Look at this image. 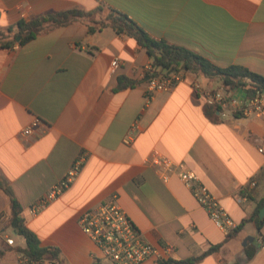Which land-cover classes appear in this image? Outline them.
<instances>
[{"label": "crops", "instance_id": "1", "mask_svg": "<svg viewBox=\"0 0 264 264\" xmlns=\"http://www.w3.org/2000/svg\"><path fill=\"white\" fill-rule=\"evenodd\" d=\"M99 7L104 10L97 20L117 11L156 40L220 68L241 66L264 77V0H0L2 41L13 38L7 30L21 19ZM151 69L166 72L153 67L135 39L110 27L89 33L86 22L55 27L23 45L0 46V213H11L7 187L27 228L41 247L57 250L60 264H111L81 230L79 218L114 196L147 243L161 252L172 248L170 260L202 256L194 264H264V218L260 231L247 223L229 237L231 231L212 222L177 176L164 182L166 171L149 162L158 153L184 164L239 226L264 200V156L254 142L264 135V121L209 119L195 85L221 89L218 77L184 71L171 91L149 94ZM119 77L133 85L119 89ZM35 119L40 124L23 135ZM128 136L132 141L125 144ZM77 162L81 168L72 184L31 214V205ZM247 237L253 241L244 246ZM25 245L6 229L0 264H17ZM248 246L256 248L249 261Z\"/></svg>", "mask_w": 264, "mask_h": 264}, {"label": "built area", "instance_id": "2", "mask_svg": "<svg viewBox=\"0 0 264 264\" xmlns=\"http://www.w3.org/2000/svg\"><path fill=\"white\" fill-rule=\"evenodd\" d=\"M116 65L117 61H113L112 66L116 67ZM182 72L184 71L163 73L155 69L149 70V77L146 81L147 93L171 91L184 80ZM238 80L243 85L241 88L251 92V96L247 95L242 98L237 93L227 91L224 87L209 91L203 90L199 84H196L195 87L206 104L216 106L219 109L218 114L221 119L231 116L264 121V91H256L258 83L249 76H240ZM40 122V119H35L29 127L22 131V134L25 136L30 135ZM131 141L130 136L124 140L125 144H130ZM254 142L257 152L264 156V135L255 137ZM149 162L166 171V174L162 176L164 182H168L173 175L177 176L190 189L199 205L207 212L218 228L232 231L238 227L207 186L201 183L199 177L193 171L187 169L184 164H175L158 153H154ZM80 168V162L75 163L46 197L31 205L30 213L33 215L39 213L50 201L58 198L75 180ZM250 185L255 186V182H251ZM247 198V195L241 196L240 200L246 201ZM9 219L8 214L0 213V236L4 235L6 229L9 228ZM79 226L99 248L103 259L111 264H146L149 260H153L155 264H160L163 261L170 260L167 256L172 253V248L167 247L164 252H161L147 243L141 232L134 226L127 213L119 205L116 196L107 203L83 213L79 218ZM5 242L8 246L16 247L13 237H6ZM260 245H264L263 240H260ZM17 264L60 263L52 255L34 257L18 251Z\"/></svg>", "mask_w": 264, "mask_h": 264}, {"label": "trees", "instance_id": "3", "mask_svg": "<svg viewBox=\"0 0 264 264\" xmlns=\"http://www.w3.org/2000/svg\"><path fill=\"white\" fill-rule=\"evenodd\" d=\"M103 10L104 9L100 7L91 11H86L81 8H72L60 12L33 16L29 19H21L15 26L9 27L7 30L8 33L14 34L11 40L6 42L2 41V37L5 36V33H0V46L13 47L15 44L23 45L35 39L38 35L55 27L67 26L75 22H86L89 33H94L102 28L110 27L117 34H124L125 36L135 39L152 59L154 68L161 69L167 73L185 71L196 75H203L208 78L218 77L222 80L223 87L234 94L243 86L238 80V77L249 76L258 83L256 91H264V77L252 73L241 66L220 68L189 49L171 45L163 40H156L134 20L117 11L110 10L104 19L97 20L96 16L103 12ZM17 37H20L19 41H16ZM147 76L149 77V75ZM131 85H133V83L128 81L125 77L118 78L119 89ZM218 111L219 109L216 106L206 104L204 107L206 116L214 122L219 121ZM3 189L10 196L12 204L8 227L12 230L14 235L23 238L26 242L25 247L19 248L18 251L34 257H42L44 255L58 256L56 249L40 246V242L36 235L26 226L19 201L9 188L4 187ZM263 206L264 200L248 219L243 221L236 229L229 233V237L240 231L247 223H252L256 229L260 231L263 221L260 220L259 213ZM255 253L256 248L248 246L246 248L247 260H251ZM1 256L2 253L0 252V258ZM201 257L184 261L167 260L160 264H194Z\"/></svg>", "mask_w": 264, "mask_h": 264}, {"label": "water", "instance_id": "4", "mask_svg": "<svg viewBox=\"0 0 264 264\" xmlns=\"http://www.w3.org/2000/svg\"><path fill=\"white\" fill-rule=\"evenodd\" d=\"M16 40L19 41V40H20V37H17ZM237 94H238L239 96H241L242 98L246 97L247 95H248V96H251V95H252L251 92H248L246 89H242V88L238 89ZM259 218H260L261 221H262L263 218H264V207L260 210ZM251 241H253V237H247V239H246L245 242H244V246H246L247 243H248V242H251Z\"/></svg>", "mask_w": 264, "mask_h": 264}]
</instances>
